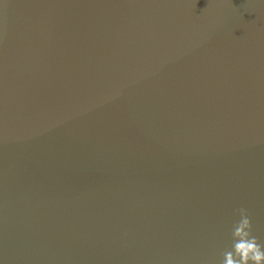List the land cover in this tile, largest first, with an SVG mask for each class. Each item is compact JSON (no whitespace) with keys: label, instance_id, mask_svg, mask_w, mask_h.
Wrapping results in <instances>:
<instances>
[{"label":"water","instance_id":"1","mask_svg":"<svg viewBox=\"0 0 264 264\" xmlns=\"http://www.w3.org/2000/svg\"><path fill=\"white\" fill-rule=\"evenodd\" d=\"M264 243V0H0V264H213Z\"/></svg>","mask_w":264,"mask_h":264},{"label":"clouds","instance_id":"2","mask_svg":"<svg viewBox=\"0 0 264 264\" xmlns=\"http://www.w3.org/2000/svg\"><path fill=\"white\" fill-rule=\"evenodd\" d=\"M239 219L231 229V247L213 264H264V243L253 235L251 215L244 207L237 209Z\"/></svg>","mask_w":264,"mask_h":264}]
</instances>
